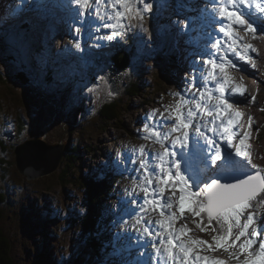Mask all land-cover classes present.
<instances>
[{
  "label": "rangeland",
  "instance_id": "obj_1",
  "mask_svg": "<svg viewBox=\"0 0 264 264\" xmlns=\"http://www.w3.org/2000/svg\"><path fill=\"white\" fill-rule=\"evenodd\" d=\"M36 1L43 6L57 5L53 0H0V233L4 234L10 264H141L146 262L144 259L156 264L153 257L158 256L151 246L156 241L148 240L135 224V217L128 213L141 211L130 203L144 195L139 189L132 191L134 183H140L138 163L118 161L135 156L133 150L141 146L147 153L162 151L158 143L141 138L147 135V117L158 109L153 119L160 121L161 113L166 118L165 109L179 101L177 93L185 98L198 96L188 83L194 74L193 63L206 71L208 67L201 63L199 51L190 39L181 41L188 33L193 34L195 42L206 36L203 54L204 59L208 58L212 50L209 40L218 29L212 20L218 9L216 0H152V10L145 13L143 21L127 20L130 26L111 41L95 39L111 34L107 28L99 32L85 28L77 36L69 26L75 12L62 14L64 21L55 11L56 15L52 12L50 16H37L31 10ZM71 7L76 11L74 4ZM261 15L264 13L257 17ZM41 22L51 23L53 28L46 32ZM58 30L72 40L64 38L59 43L50 37L49 31L56 36ZM236 31L240 44L252 48H238L246 51L250 62L236 57L237 67L226 69L229 77L230 73L236 75L231 78L234 87L227 89L226 99L233 104L231 110L242 117L237 127L239 136L233 144L240 147V138L248 134L244 150L250 153L251 164L244 157L236 159L242 172L264 173V113L260 112L264 102V31L257 28L255 38L239 26ZM77 40L83 51L75 48ZM196 44L199 46V42ZM10 49L26 62L7 63ZM232 60L234 63V55ZM214 84L210 82L208 86ZM236 86L246 89L243 96L229 95ZM38 138H44L49 145L65 147L63 159L57 169L51 163L40 165L41 176L27 179L17 169L16 149L23 145L27 149L25 143ZM225 146L221 143V147ZM228 150L235 153V147ZM18 157L26 159L23 153ZM121 168L131 179L124 180ZM64 172L72 175V184L70 177L64 182ZM105 176L107 182L110 180L111 192L98 195ZM84 178L94 180L84 187L82 181H90ZM169 195L171 192H166L165 198ZM102 200L99 206L96 202ZM253 205L248 211H256L258 222L264 221V215H260L264 213V193ZM187 207L176 227L186 225L190 230L195 228L197 234L192 238L191 230L184 239H198L199 235L207 238L214 250L202 246L207 251L199 250L202 256L227 254L213 243L217 233L212 227L218 229V225L213 222L207 231H201L196 226L200 218H194ZM142 215L145 225L150 226L160 218L158 212ZM108 232L109 254L93 250L89 240L104 246ZM117 232L128 235L127 249L123 245L125 234L113 240L111 234ZM157 260L162 264L161 257ZM230 262L237 264L235 260Z\"/></svg>",
  "mask_w": 264,
  "mask_h": 264
},
{
  "label": "snow or ice",
  "instance_id": "obj_2",
  "mask_svg": "<svg viewBox=\"0 0 264 264\" xmlns=\"http://www.w3.org/2000/svg\"><path fill=\"white\" fill-rule=\"evenodd\" d=\"M69 3L76 6L69 26L77 36L85 28L97 32L107 28L112 30L111 34L95 39L108 41L123 35L130 26L127 20L138 18L143 21L145 13L153 7L152 0H69ZM216 3L218 9L214 10L212 20L218 25V32L223 33V39L214 36L209 45L215 51L209 52L203 61L208 67L206 76L203 75L204 68H197L193 63L194 74L188 83L191 89H196L198 96L193 94L185 98L177 93L179 101L165 109L166 118L161 113L160 121L153 119L158 109L147 117L144 124L147 135L141 138L158 143L162 151L147 153L141 146L133 150L135 156L118 161L119 164L138 163L136 170L140 172V183H134L132 191L139 189L144 195L130 203L137 205L141 212H158L160 218L150 230L142 214L132 212L131 216L135 217V224L140 226L143 235L158 241L151 246L166 264H227L224 260L210 259L196 252L194 245H207V250H214L207 241L191 237L187 241L184 239L191 230L186 225L176 227V222L184 219L185 205L194 218H200L196 226L201 231H207L213 222L218 225V229L212 227L217 233L213 236V243L217 249L222 248L228 253L230 260L237 264H264V221L258 222L256 211H248L264 193V173L241 171L242 166L236 157H244L251 164L250 153L244 150L249 135L240 138V147L233 144L239 136L237 125L242 117L241 113L231 110L233 104L226 99V91L232 84L226 69L237 67L228 54L250 62L246 51H238V48H252L240 44L236 26L252 34L253 38L257 28L264 31V15L256 17L245 10L254 6L264 13V3L260 0H216ZM74 46L83 51L79 40ZM210 82L215 84L209 87ZM245 91L236 86L229 95L238 93L243 96ZM165 128L169 130L163 131ZM221 143L226 146L221 147ZM234 147L233 154L228 149ZM177 191L179 196H176ZM166 192H171L167 198Z\"/></svg>",
  "mask_w": 264,
  "mask_h": 264
},
{
  "label": "bare ground",
  "instance_id": "obj_3",
  "mask_svg": "<svg viewBox=\"0 0 264 264\" xmlns=\"http://www.w3.org/2000/svg\"><path fill=\"white\" fill-rule=\"evenodd\" d=\"M54 2H57L58 5H59V2L58 0H54ZM261 3H264V0H260ZM35 5V6H33ZM71 5V4H70ZM217 8H218V5H217ZM48 9V10H47ZM31 10L32 12H36L37 15H48L50 16L53 12V7L51 5V3H48L47 6H43L41 3H38V2H35V3H32V7H31ZM246 11H249V12H252L254 13V15L257 17L259 15V11L255 9V7L253 6L252 8H248V9H245ZM207 12V11H206ZM54 13V12H53ZM261 14V13H260ZM54 15H56L54 13ZM208 15L210 16V12H208ZM53 16V15H52ZM26 16H23L22 18H24ZM208 17V16H207ZM209 20V19H208ZM209 22V21H208ZM28 24V23H26ZM198 23L194 22V25H197ZM210 24V23H209ZM208 27V26H206ZM238 27V26H236ZM237 32V31H236ZM237 35V33H236ZM201 36H202V33H201ZM184 37V40L181 41L186 43L189 39H190V42L193 44V46L195 47L196 50H198V47H197V42H195V39L193 38V34H190L188 33V35L186 36H183ZM203 37V36H202ZM204 38V37H203ZM203 38L200 40L203 41ZM209 38V37H208ZM241 43V42H240ZM205 46V45H204ZM208 46V45H207ZM207 50V49H206ZM113 51V50H112ZM210 52H214L213 50L209 49ZM115 54V53H114ZM229 55V58L232 59L233 58V54H228ZM90 58V57H89ZM235 56H234V63L237 64L238 61L235 60ZM185 60H186V57H185ZM188 66V65H186ZM188 69L186 68L184 71H187ZM208 70V69H207ZM207 72V71H206ZM238 72V71H237ZM239 73V72H238ZM207 74V73H206ZM182 76V75H180ZM179 76V77H180ZM230 76L231 77H235L236 75H234L233 73H230ZM179 81L180 78H179ZM232 85V84H231ZM122 96V95H121ZM60 122V121H59ZM238 127V125H237ZM171 143V142H169ZM50 143H48V141L46 142L44 140V138H38V139H35V141L33 142H30V143H25V145H27V149L24 148V145L23 146H19L17 149H16V163H17V169L19 171V173L21 175H23L25 178L27 179H35L37 177H40L41 174H42V170L40 168V165H43L44 163H51L53 164V166L57 169V166L59 165L60 166V162L62 161L63 159V155L62 153L65 151V147H61V146H53V145H49ZM55 147V148H54ZM48 151H51L52 153L49 154ZM177 151H179V149H177ZM58 152H61L58 156ZM25 154L26 155V159H21L20 157H18L20 154ZM214 169V168H213ZM48 171H52L51 168H48L46 169ZM120 170H122V174L124 175V180H125V177L130 178V175L129 173L127 172H124L123 169L121 168ZM215 170V169H214ZM213 170V171H214ZM30 181V180H29ZM133 209V208H131ZM129 215L130 213H132V210H129L128 211ZM140 214H143V212L140 211ZM150 227V230L152 229L153 226H155V224L153 226H150L149 224H146ZM42 227V226H40ZM191 236L192 238L194 237V235L197 234V230L195 228H191ZM141 232V231H140ZM138 232V233H140ZM109 233V232H108ZM213 233V232H212ZM211 233V234H212ZM199 235V234H198ZM214 235V234H213ZM108 236L110 237V247H111V236H110V233L108 234ZM148 240L152 241L150 237H148ZM198 239H201V240H205L209 243L208 239L207 238H203L202 236L199 235V237H197ZM158 242V241H156ZM143 243V242H142ZM205 247L207 248V245H194V247H196V252L199 254V250L201 251H204V252H207L206 250H204ZM109 252H110V249H109ZM159 257H153V260L154 262L157 264V259ZM220 258V257H219ZM219 258H215V259H219ZM243 259V257H241ZM225 260H226V257H225ZM143 261H146V262H143L141 264H151L150 263V260L149 259H144ZM161 263L162 264H166L165 260H161ZM154 264V263H152ZM228 264V263H227Z\"/></svg>",
  "mask_w": 264,
  "mask_h": 264
},
{
  "label": "trees",
  "instance_id": "obj_4",
  "mask_svg": "<svg viewBox=\"0 0 264 264\" xmlns=\"http://www.w3.org/2000/svg\"><path fill=\"white\" fill-rule=\"evenodd\" d=\"M18 51V50H16ZM25 58V57H24ZM6 61L7 63H12V64H18L20 63V60L26 62V60H24L21 55H15V51L14 49H10V52L8 54H6ZM27 64V63H26ZM24 67V66H23ZM25 68V67H24ZM25 70V69H24ZM48 77V76H47ZM46 77V78H47ZM2 80V79H1ZM260 112L261 113H264V102H262L260 104ZM1 146V145H0ZM64 176V182H67L69 181V177L71 178V184L73 182L72 180V175H70L69 172H64L63 174ZM107 177L108 176H105L104 179L102 180L103 182V186L101 185V188L99 189V191H97V194H104L106 193L107 191H110L111 192V188H110V180H108L107 182ZM86 180H90V181H87L85 182L84 180L82 181L83 182V186L85 187V185L89 186L90 182L92 183L94 179H90V178H84ZM74 184V183H73ZM86 190V195L88 193V188L85 189ZM97 190V189H96ZM88 197V196H87ZM95 202V201H94ZM96 203H100L99 206L103 203V200L101 202H96ZM96 207V206H94ZM96 235H98V232L96 233ZM109 237V236H108ZM3 238H4V234H2V232L0 233V264H10V261H9V252L7 250V247L6 245L3 243ZM7 239V238H6ZM89 245L92 247L93 250H96L98 251L99 253L100 252H103V253H108L109 254V248H110V237L108 238L107 240V243L104 244V246L102 244H98L97 242H93V239H90L89 240ZM108 264V263H106Z\"/></svg>",
  "mask_w": 264,
  "mask_h": 264
}]
</instances>
